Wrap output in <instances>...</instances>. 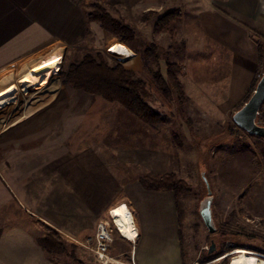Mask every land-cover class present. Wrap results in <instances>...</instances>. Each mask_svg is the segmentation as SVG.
Listing matches in <instances>:
<instances>
[{
    "label": "rangeland",
    "instance_id": "rangeland-1",
    "mask_svg": "<svg viewBox=\"0 0 264 264\" xmlns=\"http://www.w3.org/2000/svg\"><path fill=\"white\" fill-rule=\"evenodd\" d=\"M208 3L225 9L224 0H83L86 13L103 8L133 31L132 40L123 43L120 36L92 20L82 40L54 52L59 59L58 66L52 64L55 73L35 85L29 95L14 94L9 86L21 78L0 83V91L6 89L0 101L9 98L0 109V233L19 226H30L42 236L52 232L67 249L66 254L50 251L62 264H77L70 254L82 264H103L96 256L81 254L75 243L59 237L39 219L46 209L44 202L57 197L47 189L49 173L56 165L90 147L104 151L109 147L122 151L132 143L138 147L139 141L131 140L132 136L146 134L141 120L119 103L63 83L71 63L86 54H99L108 65L120 64L145 81L149 91L146 102L161 116L160 122L147 124L144 136L151 149L154 137L161 140L162 176L174 174L187 184V191L175 196L184 264H230L237 249L264 255V137L251 136L233 123L238 108L227 114L218 112L216 100L224 88L218 80L222 69L219 51L212 47L196 17V11ZM169 11H179L180 17L155 32L157 19ZM251 35L264 42L258 32ZM166 62L179 67L177 78L184 92L181 102L154 79L158 71L165 80ZM42 92L51 96L50 104L56 107L31 124L10 127L13 118L23 117L21 111L29 99ZM263 113L257 117L260 125H264L259 120ZM150 164L148 160L147 171ZM142 166L141 162L140 173ZM204 178L213 196V234L198 212L207 195ZM211 241L215 249L210 253ZM123 259L109 258L107 264H123Z\"/></svg>",
    "mask_w": 264,
    "mask_h": 264
},
{
    "label": "crops",
    "instance_id": "crops-1",
    "mask_svg": "<svg viewBox=\"0 0 264 264\" xmlns=\"http://www.w3.org/2000/svg\"><path fill=\"white\" fill-rule=\"evenodd\" d=\"M224 2L225 9L208 3L196 11V17L212 47L219 51L222 69L218 80L224 88L216 107L227 114L245 102L248 90L263 71L251 33L264 37V0ZM85 8L83 0H0V83L21 78L9 85L18 94L55 73L52 64L59 59L54 52L83 39L90 23ZM5 92L0 91V98ZM45 92L29 99L22 108L23 117L13 118L10 127L31 124L55 108ZM7 100L0 101V107ZM139 123L146 134L132 136L131 140L139 141L138 147L134 143L122 151L90 147L56 165L49 173L47 189L57 197L44 202L46 209L39 219L59 237L75 243L81 254L94 258L91 247L83 241L93 234L98 221L109 220L110 210L123 203L132 214L136 237L130 240L116 233L108 257H123V264H184L174 193L148 190L138 181L141 176L163 174L161 140L154 137V148L148 147L147 123ZM141 162L142 173L138 169ZM43 174L47 176L46 171ZM42 234L34 233L30 226L0 233V264H62L37 242Z\"/></svg>",
    "mask_w": 264,
    "mask_h": 264
},
{
    "label": "trees",
    "instance_id": "trees-1",
    "mask_svg": "<svg viewBox=\"0 0 264 264\" xmlns=\"http://www.w3.org/2000/svg\"><path fill=\"white\" fill-rule=\"evenodd\" d=\"M97 11L88 12V21H99L101 26L116 36H120V41L129 43L133 37V31L112 18L103 8L97 7ZM180 17V12L169 11L162 14L156 21L154 31L159 32L163 26ZM260 61L264 65V42L256 39ZM179 67L177 64L166 62L165 80L157 71L154 79L157 85L167 92H174L177 99L181 102L184 98L182 85L177 78ZM63 83L78 90L101 96L110 101L122 105L130 114L134 115L143 122L151 125L160 122L161 116L147 102L148 87L145 81L135 78L134 72L124 68L120 64L113 66L104 62L99 54H86L80 60L74 61L63 75ZM260 77V76H259ZM258 79L248 90L245 101L253 93ZM264 102L260 108L263 111ZM259 120L264 124V113L259 116ZM139 183L148 190L172 191L174 195L187 191V184L174 174H167L159 177L141 176ZM177 197L175 202L177 205ZM37 242L46 250L67 253V249L59 242L53 233H47L37 239ZM70 257L77 263L82 264L72 254Z\"/></svg>",
    "mask_w": 264,
    "mask_h": 264
},
{
    "label": "water",
    "instance_id": "water-1",
    "mask_svg": "<svg viewBox=\"0 0 264 264\" xmlns=\"http://www.w3.org/2000/svg\"><path fill=\"white\" fill-rule=\"evenodd\" d=\"M264 102V67L263 71L256 83L253 93L249 98L233 113L232 121L240 129L244 130L251 136L264 137V125H260L257 121V117L260 112V108ZM207 195L199 203V215L210 234L216 232V226L213 220L212 214V202L213 196L210 190V186L204 178ZM215 244L211 241L209 252H213Z\"/></svg>",
    "mask_w": 264,
    "mask_h": 264
},
{
    "label": "bare ground",
    "instance_id": "bare-ground-1",
    "mask_svg": "<svg viewBox=\"0 0 264 264\" xmlns=\"http://www.w3.org/2000/svg\"><path fill=\"white\" fill-rule=\"evenodd\" d=\"M58 65H59V61L55 63V66ZM40 83H36L30 87L23 88L17 95H21V96L29 95L30 90H32V88L35 87V85H38ZM3 106H1L0 109L3 108ZM110 211L121 234L127 239L130 240L135 239L136 230H135L132 214L128 209V207L125 204L121 203L116 207L112 208ZM259 256H263V257H259ZM230 264H264V255L258 253H251L246 251L245 249H237L232 255V258L230 259Z\"/></svg>",
    "mask_w": 264,
    "mask_h": 264
},
{
    "label": "built area",
    "instance_id": "built-area-1",
    "mask_svg": "<svg viewBox=\"0 0 264 264\" xmlns=\"http://www.w3.org/2000/svg\"><path fill=\"white\" fill-rule=\"evenodd\" d=\"M116 233L123 236L118 229L111 212H109V220L98 221L93 236H90L86 240L87 245L91 247L96 258L103 264L109 262L108 251Z\"/></svg>",
    "mask_w": 264,
    "mask_h": 264
}]
</instances>
